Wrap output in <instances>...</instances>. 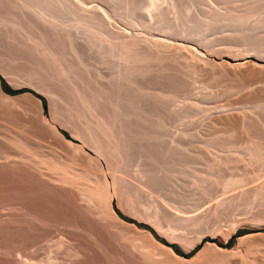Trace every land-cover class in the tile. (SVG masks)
Instances as JSON below:
<instances>
[{"label":"rangeland","instance_id":"374dc122","mask_svg":"<svg viewBox=\"0 0 264 264\" xmlns=\"http://www.w3.org/2000/svg\"><path fill=\"white\" fill-rule=\"evenodd\" d=\"M244 1L253 2L0 0V70L6 73L3 78L0 71V84L4 94L13 98L6 102L0 97V264H264V217L261 220L253 218V213L260 210L258 204H262L264 196L251 197L253 191L264 184V161L255 162L251 148H247L250 138L257 136L264 140L261 132L264 130V74L253 83L235 82L203 66L198 60L204 55V58L219 61L216 49L225 56L236 57L248 52L255 54L258 47L264 53V46L254 44L264 36V20L261 19L264 10L257 13L259 15L247 17L241 10L244 9ZM232 3L238 10V19L228 16L229 20L224 13L231 10ZM239 13L248 20L242 19ZM47 45L51 47V53L65 60V65L79 67L73 66L76 72L79 70L78 75L74 73L78 78L73 74L78 80L60 73ZM135 49H139V54L145 52L149 58L145 64H133L132 72L129 71L134 74H131L132 78L129 76L133 81L132 84L127 81L130 84L126 86V80H121L122 76L118 75L127 67V59L136 54ZM225 59L229 60L228 57ZM115 75L121 83L116 81L113 85L115 82L112 81L118 80ZM82 78L89 87L84 86L87 92L81 82L76 84ZM72 80H76L75 84ZM122 81L128 87V93L119 91L121 86L125 87ZM50 84L62 89L72 105L81 103L76 92L79 96L86 95L84 97L88 98L91 106L97 104L101 107L99 109L107 121L120 116L126 118L133 146L120 168L124 167V171H119L118 175L130 181L127 195L125 183L113 178L106 158L99 155L91 142L74 138V131L79 127L73 118L77 105L72 108L74 106L64 100L59 107L65 116L51 112L52 105L55 107L54 103L59 102L58 97L54 96L55 101L48 92ZM243 84L250 85L245 87ZM6 87L19 93L10 94ZM250 87L254 89L251 88L253 96L247 90ZM250 95L255 98L251 99ZM39 100L42 101V117L36 109ZM85 108H81L83 115V112L78 114L79 121L82 116L86 126L95 125L94 116L90 118L92 113ZM224 115L245 120L246 130L242 125L226 127ZM245 115L247 117L243 119ZM248 117H252L251 121L253 118V121H263L257 123L255 120L256 126L261 124L257 126L259 129L254 123L250 126L251 122L246 120ZM31 121L38 125V133L35 138L26 139ZM48 127L56 137L63 139L62 144ZM43 130L48 132L46 137L40 136L44 134ZM230 130L238 131L235 132L238 135L235 138L229 136ZM249 130L252 133H248ZM244 133L249 134L248 139ZM7 151H11L12 156L8 153L9 157ZM97 162H100L101 170L97 168ZM142 170L156 173L164 191L162 195L157 192L156 196H160L158 199L163 200L169 210L181 215H200L224 199L230 197L229 200H233L230 205L227 203L219 209L221 215L219 212L209 217L213 219L209 223L207 221V230H182L178 224L179 230L176 221L173 226H177V231H173L165 226L169 224V218L164 219L165 213L161 219L166 223L159 219V225L165 227L161 225L163 228H160L157 216L144 215L137 205L139 201L145 204L148 199H145L148 196L142 198L136 194L134 185H147V177L142 176ZM231 178H238L240 182L236 184L235 179L234 186L224 187ZM59 184L67 186L75 198L68 200L55 192L53 186ZM165 187L169 190L165 191ZM173 191L176 199L172 198ZM130 193L131 197L128 196ZM241 193L250 194V198L234 199ZM247 199L251 201L246 202ZM134 200L138 201H135L137 204ZM166 202L174 204L172 206L177 211ZM175 205L182 206L184 212L178 211L181 208ZM173 234H176L174 238ZM177 234H186L190 239L182 241L183 244L175 239ZM70 249L71 252L68 251Z\"/></svg>","mask_w":264,"mask_h":264},{"label":"bare ground","instance_id":"6f19581e","mask_svg":"<svg viewBox=\"0 0 264 264\" xmlns=\"http://www.w3.org/2000/svg\"><path fill=\"white\" fill-rule=\"evenodd\" d=\"M221 1V0H220ZM218 2V1H217ZM245 2V1H244ZM247 2V3H246ZM245 3H244V9H241L244 13L243 14H245L247 17L250 15V16H252V15H254L255 16V14L256 15H259L260 14V12L262 11V10H264V0H253V2H250V3H248V1H246ZM153 3V2H152ZM233 5V3L231 4V6ZM235 6L237 5V4H234ZM232 8H234V9H232ZM240 10V11H241ZM217 12V11H216ZM218 12L220 13L221 11H219L218 10ZM257 13H259V14H257ZM217 14V13H216ZM221 14H222V12H221ZM224 14H226L227 16V18H228V16H229V18L231 19L232 17L235 19V17L236 16H238V10L236 9V7H231V10H227L226 11V13H224ZM241 13H239V15H240ZM219 16H221V17H223V15H219ZM225 16V15H224ZM240 16H242L241 18L242 19H246V18H244V15H240ZM262 16V15H261ZM263 18H261L262 20H264V16H262ZM228 18V19H229ZM237 18V17H236ZM240 18V17H239ZM220 19V18H219ZM222 19V18H221ZM229 19V20H230ZM234 19H232V20H234ZM238 19V18H237ZM246 20H248V19H246ZM235 21V20H234ZM237 21V20H236ZM242 21V20H241ZM238 22H239V20H238ZM260 23V22H259ZM167 25V24H166ZM175 27V26H174ZM161 28V27H160ZM174 30V29H173ZM167 31V30H166ZM180 31V30H179ZM184 32H185V30H183ZM112 32V31H111ZM158 32V31H157ZM114 34V33H113ZM158 34V33H157ZM164 34V33H163ZM179 34V33H178ZM162 35V34H161ZM264 35V34H263ZM160 36V35H159ZM165 36V35H164ZM181 36V35H180ZM179 36V37H180ZM184 36V35H183ZM36 37V36H35ZM44 37V36H43ZM182 37V36H181ZM219 37V36H218ZM225 37H227V36H225ZM230 37V36H229ZM183 38V37H182ZM185 38V37H184ZM193 38V37H192ZM217 38V37H216ZM45 39V38H44ZM179 39V38H178ZM181 39V38H180ZM186 39V38H185ZM185 39H183L184 41H185ZM203 39V38H202ZM36 40V39H35ZM42 40V39H41ZM208 40V39H207ZM194 41V40H193ZM192 41V42H193ZM189 42H191V41H189ZM195 42V41H194ZM208 42V41H207ZM206 43V42H205ZM204 43V44H205ZM43 44V46H44V42L42 43ZM197 44V43H196ZM201 44V43H200ZM199 44V46H201ZM211 44V43H210ZM255 44V46H261V47H263L264 46V36H261L259 39H257L256 40V42L254 43ZM42 46V47H43ZM45 46H46V44H45ZM44 46V47H45ZM48 46V49H49V51H48V49H47V51L50 53V54H52V56L54 55L53 54V52L51 53V51L52 50H50V46L49 45H47ZM153 46V45H152ZM180 46V45H179ZM135 47H136V45H135ZM134 46H133V48H135ZM155 47V46H154ZM198 47V46H197ZM202 47V46H201ZM206 47V46H205ZM47 48V47H46ZM138 48V47H137ZM177 48H179V47H177ZM187 48V47H186ZM221 48V47H220ZM259 48V50H257V52H255V54H250L251 52H248L246 55H244V56H240V57H236V56H225V55H223L224 53H218L219 52V49L217 50L216 49V51L215 52H217L216 53V55H217V58L219 59V61H217V60H215V59H209V58H204L203 56V58L201 57H197V56H199V55H195V57H197V58H200V59H198L199 60V62L201 61L202 63H203V66H207V67H210V69H214V71L216 70V72L218 73V74H221L222 76H226V78L225 79H227V78H230V79H233V81L235 80V82L236 81H240V82H243V83H250V82H252L253 83V81L258 77V76H260V75H263L264 74V64L263 63H259V62H264V56H263V51L262 50H260V47H258ZM224 50H225V48H223ZM263 49V48H262ZM196 50V49H195ZM220 50H222V48L220 49ZM227 50V49H226ZM225 50V51H226ZM233 50V48L231 49V51ZM237 50V49H236ZM45 51V50H44ZM76 51V50H75ZM135 53L136 54H133L132 56H130V58H128L127 59V67H125V68H123L124 69V71H121V74L120 75H118L119 77L120 76H122V78H121V80H126L125 82H126V86H128L127 85V81H131V84H132V81L133 80H131L130 79V77L132 78V76L134 75L133 73H131V74H133V75H131L130 73H129V71H130V69H131V67L133 68V64H138L139 62H145L146 60H148V58H149V56L147 55V54H144L145 52H143V54H139L137 51H139V49H135ZM235 51V50H234ZM192 52V51H191ZM200 52V51H199ZM198 52V53H199ZM223 52V51H222ZM228 52H230V50L228 51ZM77 54L79 53L78 51L76 52ZM75 53V54H76ZM130 53V52H129ZM258 53V54H257ZM260 53H262V55L260 54ZM33 54V53H32ZM46 54H48V53H46ZM45 54V55H46ZM49 54V55H50ZM76 54V55H77ZM228 54H232V53H228ZM190 55H192V54H190ZM36 56V55H35ZM48 56V55H47ZM51 55H50V57L52 58V60H53V62L57 65V68L59 69V71H60V73H62L65 77H67V76H70V78L72 77L73 78V80L77 77L78 78V76H76V75H78V73H79V70L76 72V70L73 68V66L74 67H76V65H70V67L68 66V65H65V60L63 61L60 57H58V55L56 54V56L54 55V57H52ZM78 56L79 57H81L79 54H78ZM239 56V55H238ZM194 57V56H193ZM225 57H228L229 58V60L228 59H225ZM79 60H80V58H78ZM78 60V61H79ZM197 60V61H198ZM77 61V62H78ZM81 61V60H80ZM79 61V62H80ZM78 62V63H79ZM82 62V61H81ZM80 62V63H81ZM79 63V64H80ZM145 64V63H144ZM82 65V64H81ZM129 65V66H128ZM201 65V64H200ZM141 66V65H140ZM128 67H130L129 69H128ZM76 68H79L78 66L76 67ZM141 68H143V65H142V67ZM137 69V68H136ZM135 69V70H136ZM205 69V68H204ZM208 69V68H207ZM138 70H141V69H139V67H138ZM137 70V71H138ZM2 73H1V75L3 76V78L5 77V75H6V73H5V71L3 70V69H1L0 70ZM144 71V70H143ZM142 71V72H143ZM120 72V71H119ZM130 72H132V71H130ZM76 75H75V74ZM213 73V72H212ZM32 74V73H31ZM61 74V75H62ZM73 74L76 76V77H73ZM116 74H118V73H116ZM215 74V73H214ZM62 75V76H63ZM131 75V76H130ZM30 76H32V75H30ZM116 76V75H115ZM118 76H116L117 78L116 79H118V80H113L112 82H115L113 85H116V81H119L120 79H119V77ZM130 76V77H129ZM218 76H220V75H218ZM83 77V76H82ZM221 77V76H220ZM69 78V79H70ZM76 78V80H78ZM85 78V77H84ZM84 78H82L81 80H79V81H77V83L76 84H78V82H81L82 84V88H87V89H89V87H88V85L87 84H85V82L86 81H84L85 79ZM114 78V77H113ZM224 78V77H223ZM263 78H264V76H263ZM66 79V78H65ZM84 79V80H83ZM259 79V78H258ZM73 80H72V82H73ZM76 80L73 82V84H75V82H76ZM120 80V81H121ZM221 80V79H220ZM1 81V80H0ZM68 81V80H67ZM119 81V82H120ZM129 81V82H130ZM230 81V80H229ZM257 81V80H256ZM118 82V83H119ZM123 82V81H122ZM258 82V81H257ZM256 82V83H257ZM121 83V82H120ZM119 83V84H120ZM135 83V82H134ZM138 83V82H137ZM215 83V82H214ZM239 83V82H238ZM73 84H71L72 86H73ZM91 84V83H90ZM119 84H117V85H119ZM128 84H130V83H128ZM136 85V84H135ZM135 85H132L131 87H137V86H135ZM244 85V84H243ZM249 85L250 84H247L246 86L247 87H249ZM256 85V84H255ZM85 86V87H84ZM120 86V85H119ZM123 86H125L124 85V82H123ZM126 86L125 87H120L119 88V91L120 92H122V93H124V92H126V93H128V90H127V88H126ZM242 86V85H241ZM245 86V85H244ZM245 86V87H246ZM254 86V85H253ZM252 86V87H253ZM116 87V86H115ZM130 87V86H129ZM133 87V88H134ZM243 87V86H242ZM252 87H250V90H249V88L247 89L248 90V92L249 91H251V88ZM85 88V89H86ZM118 88V87H117ZM132 88V89H133ZM253 88H255V90L253 89ZM252 88V90H254V93H255V91H256V87L254 86ZM87 89L85 90L86 92H87ZM132 89H131V91H132ZM76 90V89H75ZM95 90H96V88H95ZM139 89H137V91H138ZM206 90V89H205ZM257 90H258V88H257ZM81 91V90H80ZM96 91H98V90H96ZM136 91V90H135ZM209 91V90H208ZM48 92L51 94V96L52 97H54V96H56V97H58V99H57V102H59V103H57V104H55L54 103V105H55V107L52 105V108H51V112H53V114L54 115H66V113H64V111H62L61 109H60V105L63 103V101L65 100L67 103H70V101L69 100H67L66 98H67V96L63 93V91H62V89H60V88H58V87H55L54 85H52V84H50L49 85V89H48ZM76 91H74V93H75ZM82 92V91H81ZM140 92V91H139ZM247 92V93H248ZM252 92V96L254 95L253 94V91H251ZM257 92V91H256ZM82 93H84V92H82ZM122 93H121V95L120 94H118L119 96H122ZM217 93V92H216ZM260 93V92H259ZM259 93H256V94H259ZM262 93V92H261ZM80 94V93H79ZM201 95V94H200ZM248 95V94H247ZM247 95H246V97H247ZM250 95V96H251ZM76 96H78L80 99H81V103H80V105L78 104H76L77 105V107L75 108V103H73L74 105H72L71 103H72V101H71V105L70 106H74V107H72V108H75L76 110H77V112L75 111V112H73V115L75 116H73V118H76V121H75V123L76 122H78V131L76 130V132L74 131V133H75V136H74V138L75 139H78V137H80V138H82V139H84L85 141H88V142H91L90 144H92V146L94 147V148H96L97 149V151L99 152V155H101V156H103V157H105L106 158V160H107V162H108V166H109V169H110V171L112 172V175H113V178H116L115 180H117V181H119V180H121V181H123V183H125L124 185H125V187H126V189L124 188V190H125V193H126V195L128 194V192H129V190L128 189H130V188H128V184H129V182L130 181H128L127 182V180L123 177V175H122V177H119V175H118V172L119 171H124V167H123V169H121L120 170V168L122 167V165H123V163H125L126 162V158H127V156H129V155H127L128 154V152L130 151V149H131V147L133 146V144L131 143L133 140H132V138L130 137V133H129V131L127 130V124H126V121H125V117H117V118H115V119H113L112 121H107L106 119H104V114L102 113V109H99V107H97L96 105H90L89 104V101H88V98L87 97H84V96H86V95H84L83 96V94L82 95H78L77 94V92H76ZM244 96H245V94H244ZM251 96V99L252 98H255V97H252ZM0 97L3 99V100H11V99H13L12 97H10V96H7L6 94H4V92H3V90H2V88H1V84H0ZM243 97V96H242ZM261 97V96H260ZM264 97V96H263ZM15 98V97H14ZM72 98V97H71ZM83 98H84V100H83ZM258 98V97H257ZM256 98V99H257ZM53 99H55V97L53 98ZM73 99V98H72ZM245 100V99H244ZM259 100V99H258ZM264 100V99H263ZM40 102H39V105H37V107H36V109H37V111H38V115H39V117L41 116L42 117V112H43V110H42V108H41V105H42V101L41 100H39ZM55 101H56V99H55ZM74 101V100H73ZM247 101V100H246ZM6 102H8V101H6ZM77 103V102H76ZM202 104V103H201ZM2 105V104H1ZM6 105H7V103H6ZM87 105V106H86ZM118 105V104H117ZM4 107H5V102H4ZM48 107V106H47ZM86 107V108H85ZM8 108V107H7ZM81 108H83V110H84V108H85V110L86 109H88L89 108V110H90V112L92 113V116L90 115V118H92L93 116H94V118H95V125H93V123H91L92 125H93V127H90V126H92V125H90V123H88L90 126L88 127V126H86L87 124H84L85 123V121L83 120V117L81 116L80 118H82L80 121L85 125V126H83L82 125V123H80V121H79V116L80 115H78V114H81L82 112H83V110L81 109ZM101 108V107H100ZM118 109L120 108V105H118V107H117ZM8 109H10V108H8ZM60 109V110H59ZM74 110V109H73ZM7 111V110H6ZM11 111V110H10ZM248 111V110H247ZM12 112V111H11ZM88 112V111H87ZM90 112H89V114H90ZM52 114V113H51ZM84 114V112L82 113V115ZM134 114V113H133ZM229 114V113H228ZM227 114V115H228ZM234 114V113H233ZM126 115L127 116H129L130 114L129 113H126ZM247 115V114H246ZM244 116V118L243 119H245V117H247V116ZM251 115V114H250ZM14 116V115H13ZM19 116V115H18ZM225 116V115H224ZM15 117V116H14ZM17 117V116H16ZM52 117H53V115H52ZM51 117V118H52ZM233 117V116H232ZM240 117V116H239ZM252 117H254V116H252ZM252 117H248L246 120H249L248 122L250 123V126H251V124L252 123H254L255 122V120L253 121V119H252V121L250 120ZM18 118V117H17ZM56 118V117H55ZM55 118H54V120H55ZM68 118V117H67ZM70 118V117H69ZM12 119V118H11ZM217 119H218V117H217ZM14 120H16L15 118H14ZM26 120V119H25ZM25 120H22V121H24L25 122ZM52 120V119H51ZM53 120V121H54ZM72 120V119H71ZM220 120V119H219ZM260 120V119H259ZM258 120V121H259ZM264 120V119H263ZM19 121H21V120H19ZM68 121V120H67ZM70 121V120H69ZM68 121V122H69ZM258 121L256 120V122L258 123ZM17 122V121H16ZM74 122V121H73ZM73 122H71L72 124H75V123H73ZM217 122H219L220 123V121H217ZM223 122H224V124L226 123L227 124V126L226 127H229L228 125H242V127H244V129L246 128V126H245V124H244V122H245V120H241V119H239V118H231L230 117V115L229 116H225L224 118H223ZM247 122V123H248ZM260 123H262L263 121H259ZM21 123H23V122H20V124ZM27 123V122H26ZM70 123V124H71ZM87 123V122H86ZM256 123V124H257ZM258 124V125H261V124ZM17 124V123H16ZM214 124V123H213ZM223 124V125H224ZM256 124L254 123V126H256ZM23 125V124H22ZM25 125V124H24ZM27 125V124H26ZM77 124H75V126H76ZM218 125V124H217ZM216 125V126H217ZM257 125V126H258ZM263 125H264V123H263ZM20 126V125H19ZM74 126V125H73ZM215 126V127H216ZM219 126V125H218ZM217 126V127H218ZM222 125L220 124V127H221ZM256 126V127H257ZM28 127V126H27ZM216 127V128H217ZM225 127V128H226ZM240 127V126H239ZM249 127V126H248ZM255 127V128H256ZM263 128H264V126H262ZM36 128H38V125H36V123H34V122H32L31 121V124L29 125V133L28 134H25V138L27 139H30V138H32V137H36V133H38L37 131H38V129H37V131H36ZM229 128H231V127H229ZM234 128V127H233ZM258 128V127H257ZM257 128H256V130H257ZM51 127H48V130H49V132H51L52 134H54V137L58 140V142L59 143H63L62 141H63V139H61V137L59 138V136L58 137H56V135H55V133H53L52 131H51ZM77 129V128H76ZM222 129V128H221ZM243 129V131H245ZM249 129V128H248ZM251 129V128H250ZM259 129V128H258ZM261 129V128H260ZM41 130V132H42V129H40ZM39 130V131H40ZM224 130V129H223ZM236 130V129H235ZM261 130H263V129H261ZM212 131V130H211ZM222 131V130H221ZM228 131V130H227ZM258 131H260V130H258ZM43 132H44V134H40V136L41 135H43V137L45 136H47L48 135V132H46V130H43ZM232 131L230 130V135L229 136H234V138L236 137V135H238V133L237 134H235V132H238V131H233L232 133H231ZM251 132V130H249L248 131V133H250ZM261 132H263L264 133V130L263 131H261ZM27 133V132H26ZM252 133V132H251ZM235 134V135H234ZM240 134V133H239ZM244 135H245V133H244ZM247 135H249V134H247ZM247 135H245V137L247 138ZM251 135V134H250ZM254 135H257V134H254ZM260 134L258 133V136H259ZM129 136V137H128ZM264 136V135H263ZM42 137V136H41ZM242 137V136H241ZM53 138V137H52ZM262 138V137H261ZM261 138H257V136H255L254 138H250L249 139V144L251 145H248V149L249 148H251V150H252V152H253V154H252V156L254 157V161L256 160H263L264 161V145H263V141H262V139ZM42 139V138H41ZM48 139H50V137L48 138ZM240 139V138H239ZM242 139L243 140H245V138L244 137H242ZM248 139V138H247ZM263 139H264V137H263ZM237 140H238V138H237ZM51 141V140H50ZM236 141V140H235ZM226 142V141H225ZM50 143V142H49ZM246 144H248V140H246V142H245ZM243 144H244V142H243ZM3 146V145H2ZM250 146V147H249ZM6 148H7V146H6ZM250 150V151H251ZM11 154H13L11 151H9ZM8 151L6 152L7 154L9 153ZM251 152V153H252ZM5 153V154H6ZM9 153V154H10ZM18 153V152H17ZM9 154H8V156H9ZM10 154V155H11ZM21 155H23V154H21ZM12 156V155H11ZM10 157V156H9ZM18 157H20V156H18ZM101 158V157H100ZM105 158H102V159H104L105 160ZM250 159V158H249ZM13 160V159H12ZM11 160V161H12ZM125 160V161H124ZM252 160V159H251ZM14 162L16 161L15 159L13 160ZM12 161V163L14 164V162ZM255 161V162H256ZM17 162V161H16ZM102 162V161H101ZM225 162V161H224ZM227 162V161H226ZM17 163H19V162H17ZM16 163V164H17ZM100 163V162H99ZM99 163L97 162V168L98 169H100L101 170V168H99ZM259 163V162H258ZM262 163V162H261ZM103 164V163H102ZM223 164V163H222ZM252 165V164H251ZM27 166V165H26ZM31 167V166H30ZM213 168V167H212ZM14 169V168H13ZM33 169V168H32ZM148 171V170H147ZM146 170H142L141 171V173L143 174L142 176H146L147 178V181H148V183H147V185L145 186V187H143V186H141V185H143V184H140V185H136L135 183H134V185H135V187H136V194L138 193V194H140V195H142V198H144L145 196H148V197H145V199L146 198H148V199H146V203L145 204H142V202L140 203V201H139V203L137 204V200L138 199H140V198H138L137 200H134V203H135V201H137L135 204H137L139 207V210L142 212V213H144V215H154V217H156V220H157V224L159 225L160 223H159V219H160V222H162V223H166L165 222V220H162L163 219V216L164 215H166L165 216V218L164 219H166L167 217L169 218V219H167V222L169 223L168 225H166L165 224V226H168L169 227V229H173V231H174V229H176L177 228V226H178V224H179V226H180V224H181V228H182V230H186V229H196V230H199L200 228L202 229V230H204V229H206L207 230V228H208V223H209V221H210V219H213V218H209V217H211L212 215H213V217H214V215L216 216V215H218V214H216V213H219L220 212V208H222V206H224L225 204H231V202H232V200L233 199H230L229 200V198L228 199H224L223 201H221L220 203H218V204H215L213 207H211L208 211H206L205 213H200V215H194V216H185V215H181L180 213H177V212H173V211H171V210H169L168 209V207L161 201V200H159L158 199V197H160V196H156V194H157V192H158V194L160 193L161 194V192H162V194H163V190L161 189L162 188V185H161V183L162 182H160L161 181V179L159 180V178H157L156 177V173H152V172H147ZM151 171H153V170H151ZM9 172V171H8ZM139 172V171H138ZM154 172V171H153ZM101 173V172H100ZM121 173V172H120ZM140 173V172H139ZM141 173H140V175H141ZM158 174V173H157ZM160 174V173H159ZM195 174V173H194ZM248 174V173H247ZM235 175V174H234ZM238 175V174H237ZM236 175V176H237ZM249 175H250V173H249ZM252 175V174H251ZM98 176V175H97ZM101 176V175H100ZM100 176H99V178H100ZM240 176V175H239ZM239 176H238V178H239ZM255 176V175H254ZM242 177H245V176H243L242 175ZM241 177V178H242ZM39 178V177H38ZM97 178V177H96ZM197 178V177H196ZM237 178V179H238ZM129 179V178H128ZM202 179H204V178H202ZM207 179H209V178H207ZM225 179V178H224ZM236 179V178H235ZM235 179H229L228 181H227V183L225 184V183H222L223 185L225 184V186L224 187H228V186H234V182L237 184L238 182H240V181H238L237 179H236V181H234ZM243 179V178H242ZM37 180V179H36ZM61 181V180H60ZM104 181V180H103ZM163 181V180H162ZM225 181V182H226ZM234 181V182H233ZM244 181V180H243ZM231 182H233V184H229V183H231ZM58 183H60V182H58ZM69 183V182H68ZM67 183V184H68ZM122 182H120V184H121ZM141 183V182H140ZM197 183H198V181H197ZM196 183V184H197ZM65 184V183H64ZM66 184V185H67ZM119 184V183H118ZM131 184V183H130ZM133 184V183H132ZM227 184H229V185H227ZM235 184V185H236ZM47 186V185H46ZM260 186V185H259ZM67 187V186H66ZM65 187V185H57V186H53V189L55 190V192H57V193H60L62 196H64L66 199H71L72 198V200L75 198V196H73L72 195V193H71V191H69L68 190V188H66ZM130 187V186H129ZM147 187V188H146ZM168 187V186H167ZM195 187V186H194ZM238 187V186H237ZM47 188V187H46ZM45 188V189H46ZM51 188V187H50ZM128 188V189H127ZM169 188V187H168ZM168 188H166L165 187V191L167 190H169ZM199 188V187H198ZM229 188V187H228ZM134 189V191H135V188H133ZM162 191H161V190ZM251 189H253V188H251ZM51 190V189H50ZM13 191V190H12ZM127 191V192H126ZM133 191V190H132ZM202 191H203V188H202ZM52 192V191H51ZM263 192V193H262ZM4 193V192H3ZM53 193V192H52ZM155 193V194H154ZM166 193V192H165ZM164 193V194H165ZM172 193H174V191L172 192ZM176 193V192H175ZM175 193H174V195H175ZM47 194V193H46ZM161 194V195H162ZM167 194V193H166ZM166 194H165V196H166ZM204 194H206V193H204ZM242 194V193H241ZM260 194H263V196H264V184H262V186H260L259 188H257V189H255L254 191H253V193L251 194V197L253 196V195H260ZM135 195V194H134ZM145 195V196H144ZM168 195V194H167ZM174 195H172V198L173 199H176V197H177V195H175V197H174ZM83 196V195H82ZM129 197H131L132 196V194L130 193L129 195H128ZM169 196V195H168ZM167 196V197H168ZM180 196H181V194H180ZM185 196V195H184ZM183 196V197H184ZM187 196V195H186ZM245 196H249V198H250V194L249 195H247V194H242L241 196L240 195H236V198H234V199H239V200H241V198L242 197H244L245 198ZM262 196V197H263ZM134 197H136V195L134 196ZM134 197L132 198V200L134 199ZM137 197H141V196H138L137 195ZM182 197V198H183ZM261 197V196H260ZM262 197H261V199H262ZM17 198V197H16ZM233 198V197H232ZM243 198V199H244ZM247 198V197H246ZM130 199V198H129ZM168 199H170V198H168ZM187 199V198H186ZM36 200V199H35ZM131 200V199H130ZM141 200H143V199H141ZM183 200H184V198H183ZM248 200H250L251 201V199H247L246 200V202H248ZM29 201V200H28ZM41 201V200H40ZM54 201V200H53ZM87 201V200H86ZM90 202H91V199L89 200ZM145 201V200H144ZM170 201H171V199H170ZM174 201V200H173ZM231 201V202H230ZM243 202H245V199L244 200H242ZM253 201V200H252ZM259 201H261V200H259ZM262 204L264 205V197H263V199H262ZM43 202H44V200H43ZM75 202V201H74ZM77 202V201H76ZM165 202V201H164ZM175 202H177L176 200L174 201V203ZM236 201H234L233 203H235ZM242 202V203H243ZM254 202V201H253ZM4 203V202H3ZM35 203V202H34ZM38 203V202H37ZM36 203V204H37ZM73 203V202H72ZM128 203V202H127ZM166 203H168V202H166ZM170 203V202H169ZM167 204V205H170V204ZM173 203V202H172ZM250 203V202H249ZM31 204V203H30ZM29 204V205H30ZM35 204V205H36ZM44 204V203H43ZM132 204V203H131ZM177 204V203H176ZM181 204V203H180ZM229 204V205H230ZM262 204L260 203V205L258 204V206H260V207H262ZM33 205V204H32ZM48 205V204H47ZM69 205V204H68ZM71 205V204H70ZM73 205V204H72ZM76 205V204H75ZM172 205H174V204H171L170 206H172ZM235 205V204H234ZM38 206V205H37ZM46 206V205H45ZM176 206V205H175ZM180 206V205H179ZM179 206H176V207H178L179 208ZM23 207V206H22ZM35 207V206H34ZM88 208H89V206H87ZM175 207V208H176ZM184 207V206H183ZM187 207H188V205H187ZM234 207V206H233ZM260 207H258V209H260V210H258V211H256V212H254L253 213V218L254 219H260L261 217H264V206L262 207V208H260ZM28 208V207H27ZM45 208V207H44ZM77 208V207H76ZM85 208H86V205H85ZM172 208H173V206H172ZM180 208H181V210L180 209H178V211H180V212H184V211H182L183 209H182V206H180ZM235 208H236V206H235ZM56 210H57V208H55ZM174 209V208H173ZM185 209V208H184ZM229 209V208H228ZM14 210V209H13ZM32 210V209H31ZM40 210V209H39ZM59 210V209H58ZM64 210V209H63ZM82 210H83V208H82ZM85 210H87V208L85 209ZM91 210V209H90ZM137 210V209H136ZM174 210H176L177 211V209H174ZM225 210V209H224ZM55 211V210H54ZM218 211V212H217ZM229 211V210H228ZM37 212V211H36ZM41 212V211H40ZM49 212V211H48ZM94 212V211H93ZM186 212V211H185ZM6 213V212H5ZM68 213V212H67ZM77 213V212H76ZM79 213V212H78ZM87 213V212H86ZM96 213V212H95ZM163 213H165L164 215H163ZM221 213L222 212H220V215H221ZM224 213H226L227 214V212L225 211ZM42 214V213H41ZM85 214V213H84ZM94 214V213H93ZM185 214V213H184ZM188 214V213H187ZM23 215V214H22ZM38 215H40V214H38ZM83 215V214H82ZM117 215V214H116ZM219 215V216H220ZM36 216V215H35ZM42 216V215H41ZM91 216V215H90ZM94 216V215H93ZM218 216V217H219ZM223 216V215H222ZM18 217V216H17ZM37 217V216H36ZM36 217H35V219H36ZM66 217V216H65ZM77 217V216H76ZM217 217V218H218ZM20 218V217H19ZM39 218H40V216H39ZM61 218V217H60ZM119 218V217H118ZM162 218V219H161ZM208 218H209V220H208ZM41 219H42V217H41ZM41 219H39V221L41 222ZM216 219V218H215ZM32 220V219H31ZM78 220V219H77ZM95 220V219H94ZM162 220V221H161ZM261 220V219H260ZM28 221V220H27ZM43 221H44V219H43ZM97 221V220H96ZM178 223H177V222ZM207 221H208V223H207ZM77 222V221H76ZM94 222V221H93ZM174 222H176L177 224V226H173V224H174ZM222 222V221H221ZM224 222V221H223ZM7 223V222H6ZM39 223V222H38ZM216 223V222H215ZM8 224V223H7ZM41 224H43V223H41ZM81 224V223H80ZM218 223H216V225H217ZM5 225V224H4ZM9 225V224H8ZM7 225V226H8ZM40 225V224H39ZM155 225H156V223H155ZM154 225V226H155ZM157 225V226H158ZM161 225H163V224H161ZM161 225H159L160 226V228H163V227H165L164 225H163V227L161 226ZM184 226V228H183V226ZM219 225H221V224H219ZM14 226V225H13ZM179 226H178V229H179ZM213 226V225H212ZM22 227V226H21ZM78 227H79V225H78ZM86 227H88V226H86ZM174 227V228H173ZM217 227V226H216ZM51 228V227H50ZM157 228H159V227H157ZM180 228V229H181ZM14 229V228H13ZM91 229V228H90ZM179 229V230H180ZM214 229H215V227H214ZM217 229V228H216ZM78 230V229H77ZM168 230V229H167ZM170 230V231H171ZM178 230V231H179ZM181 230V231H182ZM172 231V232H173ZM176 231H177V229H176ZM188 231H190V230H188ZM187 231V232H188ZM200 231V230H199ZM212 231V230H211ZM211 231H210V233H211ZM21 232V231H20ZM39 232V231H38ZM90 232V231H89ZM185 232V231H184ZM85 233V232H84ZM83 233V234H84ZM174 233V232H173ZM183 233V232H182ZM192 233V232H191ZM79 234H81V233H79ZM89 234V233H88ZM92 234V233H91ZM90 234V235H91ZM171 234V233H170ZM194 234V233H193ZM87 235V234H86ZM93 235V234H92ZM96 235V234H95ZM174 235H176V234H173V237L172 238H174L175 236ZM183 235V236H182ZM205 235V234H204ZM209 235V234H208ZM68 236V235H67ZM81 236V235H80ZM88 236V235H87ZM94 236V235H93ZM172 236V235H171ZM177 236L179 237V238H177ZM177 236H176V238L175 239H178L180 242H182V241H189L188 239H190V238H188V236H186V234L184 235V234H181V235H178L177 234ZM202 236V235H201ZM86 237V236H85ZM90 237H92V236H90ZM90 237H88V239L90 238ZM181 237V238H180ZM198 237H200V236H198ZM197 237V238H198ZM203 237V236H202ZM82 238V237H81ZM94 238V237H93ZM95 238H97V237H95ZM183 238V239H182ZM204 238V237H203ZM175 239H173V240H175ZM199 239V238H198ZM197 239V240H198ZM75 240V239H74ZM77 240V239H76ZM196 240V239H195ZM28 241V240H27ZM177 241V240H176ZM174 242V241H173ZM178 242V241H177ZM198 242V241H197ZM68 243V242H67ZM183 243V242H182ZM181 243V244H182ZM194 243V242H193ZM184 244V243H183ZM190 244L193 246V244L190 242ZM189 244V245H190ZM196 244V243H195ZM59 245V244H58ZM63 245H65V243L63 244ZM79 245V244H78ZM89 245V244H88ZM187 245V244H186ZM61 247H63V246H61ZM98 247V246H97ZM189 247V246H188ZM195 247V246H194ZM75 248V247H74ZM78 248V247H77ZM81 249H82V247H80ZM90 248V247H89ZM94 248H95V246H94ZM100 248V247H99ZM189 248H191V246L189 247ZM80 249V250H81ZM98 249V248H97ZM88 250V249H87ZM95 250V249H94ZM99 250V249H98ZM214 250V249H213ZM2 251H3V249H2ZM66 251V250H65ZM69 252H71V249L70 250H68ZM75 251V250H74ZM73 251V252H74ZM76 251H78V250H76ZM82 251V250H81ZM86 251V250H85ZM92 251V250H91ZM10 252V251H9ZM95 252V251H94ZM3 253V252H2ZM79 253V252H78ZM84 253V252H83ZM87 253V252H86ZM90 253V252H89ZM98 253V252H97ZM95 254V253H94ZM221 254V253H220ZM2 255V254H1ZM39 255V254H38ZM73 255V254H72ZM81 254L79 253V256H80ZM86 255V254H85ZM84 255V256H85ZM78 256V255H77ZM4 257V256H3ZM6 258H8V257H6ZM81 258V257H80ZM95 258V257H94ZM101 258V257H100ZM174 258V257H173ZM179 258V257H178ZM213 258V257H212ZM211 258V259H212ZM99 259V258H98ZM145 259V258H144ZM210 259V260H211ZM215 259V258H214ZM21 260V259H20ZM74 260V259H73ZM83 260V259H82ZM94 260V259H93ZM101 260V259H100ZM1 261H2V259H1ZM52 260H50V262H51ZM81 261V260H80ZM91 261V260H90ZM119 261V260H118ZM147 261V260H146ZM145 261V262H146ZM219 261V260H218ZM222 261V260H221ZM243 261V260H242ZM245 261V260H244ZM244 261H243V263H244ZM7 262H9V261H7ZM11 262V261H10ZM9 262V263H10ZM74 262V261H73ZM223 262V261H222ZM246 262V261H245ZM19 263V262H18ZM26 263V262H25ZM28 263V262H27ZM52 263V262H51ZM72 263V262H71ZM218 263V262H217ZM13 264V263H12ZM31 264V263H30ZM47 264H49V263H47ZM53 264V263H52ZM86 264V263H85ZM209 264V263H208ZM213 264V263H212ZM219 264H221V262H219ZM224 264V263H223ZM231 264V263H230Z\"/></svg>","mask_w":264,"mask_h":264},{"label":"trees","instance_id":"16d2710c","mask_svg":"<svg viewBox=\"0 0 264 264\" xmlns=\"http://www.w3.org/2000/svg\"><path fill=\"white\" fill-rule=\"evenodd\" d=\"M6 90H7V92L10 93V94H16V93H19V92H17V91H13L12 89L7 88V87H6ZM233 239H234V238H232V241H233ZM178 252H179V251H178Z\"/></svg>","mask_w":264,"mask_h":264},{"label":"water","instance_id":"95a60500","mask_svg":"<svg viewBox=\"0 0 264 264\" xmlns=\"http://www.w3.org/2000/svg\"><path fill=\"white\" fill-rule=\"evenodd\" d=\"M45 107H47V105H45Z\"/></svg>","mask_w":264,"mask_h":264}]
</instances>
